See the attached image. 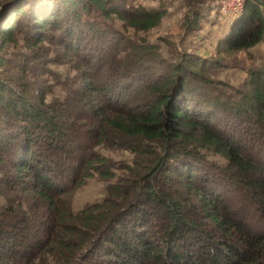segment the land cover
Here are the masks:
<instances>
[{
    "label": "trees",
    "instance_id": "1",
    "mask_svg": "<svg viewBox=\"0 0 264 264\" xmlns=\"http://www.w3.org/2000/svg\"><path fill=\"white\" fill-rule=\"evenodd\" d=\"M166 15L1 0L0 264H264V63L232 92L209 76L264 42V0L245 1L211 61L166 60L112 21L139 34ZM72 62V81L52 69ZM99 147L133 158L113 170ZM94 175L103 200L75 212Z\"/></svg>",
    "mask_w": 264,
    "mask_h": 264
},
{
    "label": "rangeland",
    "instance_id": "2",
    "mask_svg": "<svg viewBox=\"0 0 264 264\" xmlns=\"http://www.w3.org/2000/svg\"><path fill=\"white\" fill-rule=\"evenodd\" d=\"M1 2V0H0ZM52 2V1H51ZM134 7H144L148 10L163 9L167 15L160 27L148 33H134L133 30H125L123 23L113 17V24L119 31H124L133 40L144 38L148 43L159 46L161 56L166 60H179V54H196L202 59L211 61L219 56L218 47L230 34L232 26L242 11L237 12L235 7L231 8L227 0H197V10L204 16L198 24L200 30L189 32V19L194 20V13L190 7L189 0H127ZM55 4L54 2H52ZM225 7L227 10L223 8ZM234 9H236L234 11ZM90 36L93 33L90 32ZM17 46L7 48V57L17 56L23 49V42L19 41ZM47 45V43H46ZM221 58H225L220 56ZM230 68L210 74L211 78L228 84L229 91L242 87L247 78V68L259 66L264 63V42L249 53H239L235 56L226 57ZM70 65H52V69L63 78L72 79L76 76ZM155 74L160 73L158 67H154ZM152 68V69H154ZM158 71V72H157ZM50 100V99H49ZM98 152L108 160L113 170L119 165L132 160V155L125 150L99 147ZM209 158L216 162L225 163L221 158L210 154ZM118 174L119 171H116ZM110 184L98 175L90 177L85 185L78 189L73 195V210L80 211L86 206L100 202L104 198L106 187Z\"/></svg>",
    "mask_w": 264,
    "mask_h": 264
},
{
    "label": "built area",
    "instance_id": "3",
    "mask_svg": "<svg viewBox=\"0 0 264 264\" xmlns=\"http://www.w3.org/2000/svg\"><path fill=\"white\" fill-rule=\"evenodd\" d=\"M246 0H227L228 5L231 8L235 7L237 9V12L242 11L243 10V6ZM225 9V11L227 10L225 7H223ZM234 9V11L236 10Z\"/></svg>",
    "mask_w": 264,
    "mask_h": 264
}]
</instances>
